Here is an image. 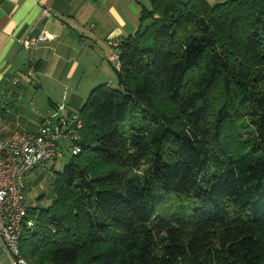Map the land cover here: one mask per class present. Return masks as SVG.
<instances>
[{
    "label": "trees",
    "instance_id": "trees-1",
    "mask_svg": "<svg viewBox=\"0 0 264 264\" xmlns=\"http://www.w3.org/2000/svg\"><path fill=\"white\" fill-rule=\"evenodd\" d=\"M150 4L24 220L30 264H264V0Z\"/></svg>",
    "mask_w": 264,
    "mask_h": 264
},
{
    "label": "crops",
    "instance_id": "crops-1",
    "mask_svg": "<svg viewBox=\"0 0 264 264\" xmlns=\"http://www.w3.org/2000/svg\"><path fill=\"white\" fill-rule=\"evenodd\" d=\"M144 8L150 0H0V139L38 132L60 106L79 115L95 88L115 86L112 44L137 33ZM42 34L50 38L24 47ZM0 264H12L1 249Z\"/></svg>",
    "mask_w": 264,
    "mask_h": 264
},
{
    "label": "built area",
    "instance_id": "built-area-1",
    "mask_svg": "<svg viewBox=\"0 0 264 264\" xmlns=\"http://www.w3.org/2000/svg\"><path fill=\"white\" fill-rule=\"evenodd\" d=\"M50 37L42 34L24 42L27 50L38 47ZM118 44L111 61L116 70H120V51ZM14 83H19L17 78ZM63 106L48 112L40 130L16 132L0 139V249L10 258L12 264H29L21 253L23 223L32 209L26 198V178L37 169H48L49 165L64 158L62 145L69 143L70 155L80 152L79 139L83 121L79 115L66 117L61 114Z\"/></svg>",
    "mask_w": 264,
    "mask_h": 264
},
{
    "label": "rangeland",
    "instance_id": "rangeland-1",
    "mask_svg": "<svg viewBox=\"0 0 264 264\" xmlns=\"http://www.w3.org/2000/svg\"><path fill=\"white\" fill-rule=\"evenodd\" d=\"M113 71L115 73L113 80L115 84L116 83L115 69H113ZM230 134H232L234 138L233 144H230L231 151L234 150L238 151L242 146V142L251 137V130H249L248 126L239 125L238 127H232L230 129ZM63 153H64V158L49 165L48 169L46 170L37 169L33 171L26 178L25 181L27 185L26 198L28 202L36 205L38 211L48 208L52 204L55 198V194L53 192L55 177L56 175L63 172L65 166L70 161V157H69L70 152L68 151V149L66 148L63 149ZM26 261L30 264L28 260Z\"/></svg>",
    "mask_w": 264,
    "mask_h": 264
}]
</instances>
